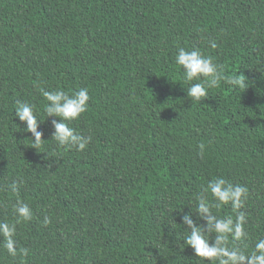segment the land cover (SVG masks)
<instances>
[{"label": "trees", "instance_id": "16d2710c", "mask_svg": "<svg viewBox=\"0 0 264 264\" xmlns=\"http://www.w3.org/2000/svg\"><path fill=\"white\" fill-rule=\"evenodd\" d=\"M177 46L247 88L221 82L191 102ZM37 85L89 90L71 124L91 137L84 151L47 140ZM17 100L41 111V148ZM217 176L248 188L247 228L264 237V0H0V220L16 219L13 181L33 212L16 232L27 257L0 249V264H202L181 217Z\"/></svg>", "mask_w": 264, "mask_h": 264}, {"label": "clouds", "instance_id": "9594fccd", "mask_svg": "<svg viewBox=\"0 0 264 264\" xmlns=\"http://www.w3.org/2000/svg\"><path fill=\"white\" fill-rule=\"evenodd\" d=\"M207 46L216 49L218 43L211 40ZM174 60L180 69L182 83L187 85L185 91L191 102L200 103L209 96L210 89L219 87L221 82L233 89L247 88L248 81L243 75L238 72L231 76L225 75L223 66L199 48L189 50L177 46ZM36 87L46 101L42 106L43 121L48 117L55 118L51 121V138L47 140H51L58 148L84 151L91 137L77 132L71 124L88 111L89 90L80 88L66 91L57 88L49 91L40 85ZM13 110L15 117L25 125L23 131L31 133L32 139L27 140L32 142L33 148H41L47 141L42 140L43 132L38 131L42 123L41 111L26 100H17ZM198 148L199 156L203 158L206 145L200 143ZM9 189L16 197L12 204L16 219L0 220V249L13 258L27 257L28 249L18 245L16 232L18 224L33 219V212L29 204L18 196L19 182L13 181ZM248 198L246 186L221 176L208 180L195 195V211L183 215L181 225L186 229L183 244L192 249L202 264H264V237L253 239L247 228L248 214L245 209ZM225 206L231 208V214L220 215L219 210ZM193 213L197 220L204 222L202 225L193 220ZM48 223L45 217L44 224Z\"/></svg>", "mask_w": 264, "mask_h": 264}]
</instances>
